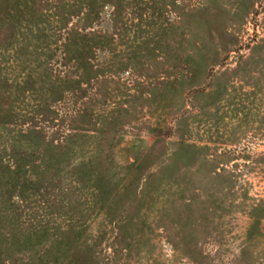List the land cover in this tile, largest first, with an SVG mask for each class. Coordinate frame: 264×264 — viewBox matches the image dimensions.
I'll return each mask as SVG.
<instances>
[{"label":"rangeland","instance_id":"rangeland-1","mask_svg":"<svg viewBox=\"0 0 264 264\" xmlns=\"http://www.w3.org/2000/svg\"><path fill=\"white\" fill-rule=\"evenodd\" d=\"M0 264H264V0H0Z\"/></svg>","mask_w":264,"mask_h":264}]
</instances>
